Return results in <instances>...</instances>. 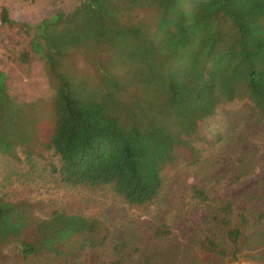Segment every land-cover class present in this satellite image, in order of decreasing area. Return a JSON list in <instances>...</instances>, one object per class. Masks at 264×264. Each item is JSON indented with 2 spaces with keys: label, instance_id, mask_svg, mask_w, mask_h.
<instances>
[{
  "label": "trees",
  "instance_id": "obj_1",
  "mask_svg": "<svg viewBox=\"0 0 264 264\" xmlns=\"http://www.w3.org/2000/svg\"><path fill=\"white\" fill-rule=\"evenodd\" d=\"M0 21L20 26L45 60L57 117L41 141L33 103L11 95L0 69V152L24 162L52 151L50 173L73 188L111 187L150 204L167 168L200 162V123L219 105L248 100L264 121V0H82L38 24L17 22L4 6ZM196 196L209 198L197 188ZM235 211L230 199L210 211L217 235L198 240L207 262L237 260L248 243L257 223L246 211L235 223ZM108 232L97 217L54 210L38 218L34 204L0 194V249L13 247L20 264H89L87 251L96 263ZM132 253L116 244L111 264Z\"/></svg>",
  "mask_w": 264,
  "mask_h": 264
},
{
  "label": "rangeland",
  "instance_id": "obj_2",
  "mask_svg": "<svg viewBox=\"0 0 264 264\" xmlns=\"http://www.w3.org/2000/svg\"><path fill=\"white\" fill-rule=\"evenodd\" d=\"M81 1L0 0V13L6 6L17 22L38 24L58 13H70ZM30 40L20 26L0 25V69L8 76L11 95L33 103L39 138L47 141L57 119L56 88L45 60L32 50ZM74 57L79 66H85L81 54ZM88 67L93 70L90 64ZM110 69L123 73L120 63ZM200 124L204 140L197 145L202 159L197 165L180 163L167 168L163 191L150 204H132L111 187L66 185L50 173L48 164L58 159L43 147L44 157L24 162L0 152V194L34 204L38 218H49L54 210L99 218L109 229L108 238L96 263L92 253L86 252L90 260L87 255L84 259L89 264H111L115 245L121 242L129 252L134 251L121 264H145V256L151 254L154 264H264V121L250 101L235 100L219 105L216 114ZM37 148L41 151V145ZM196 188L205 191L208 200L196 198ZM228 199L236 210L235 223L237 213L246 211L257 226L247 230L250 239L237 260L229 253L207 262L198 240L217 235L210 211ZM0 251V264H20L13 247Z\"/></svg>",
  "mask_w": 264,
  "mask_h": 264
}]
</instances>
